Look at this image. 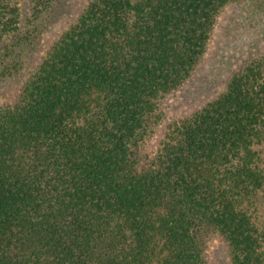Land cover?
Here are the masks:
<instances>
[{
  "label": "trees",
  "instance_id": "1",
  "mask_svg": "<svg viewBox=\"0 0 264 264\" xmlns=\"http://www.w3.org/2000/svg\"><path fill=\"white\" fill-rule=\"evenodd\" d=\"M57 1L0 0V264H264V51L164 108L243 0H87L30 69Z\"/></svg>",
  "mask_w": 264,
  "mask_h": 264
},
{
  "label": "rangeland",
  "instance_id": "2",
  "mask_svg": "<svg viewBox=\"0 0 264 264\" xmlns=\"http://www.w3.org/2000/svg\"><path fill=\"white\" fill-rule=\"evenodd\" d=\"M86 2H56L46 22L43 38L26 54L28 68L38 63L48 43L77 17ZM260 4L259 7H253L251 0H243L229 4L220 12L205 55L189 80L164 103L169 116H181L197 109L224 89L235 68L264 51V1ZM27 5V0H24L25 14ZM21 80L20 76H13L2 81V94L12 99ZM259 148L264 158V144L259 145ZM260 213H264V208ZM208 259L210 264H230L228 249L222 239L213 240L208 249Z\"/></svg>",
  "mask_w": 264,
  "mask_h": 264
}]
</instances>
